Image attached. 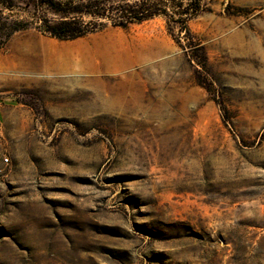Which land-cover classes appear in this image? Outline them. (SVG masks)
<instances>
[{
	"label": "rangeland",
	"instance_id": "obj_1",
	"mask_svg": "<svg viewBox=\"0 0 264 264\" xmlns=\"http://www.w3.org/2000/svg\"><path fill=\"white\" fill-rule=\"evenodd\" d=\"M163 1L74 40L0 4V58L87 56L0 70V264H264V0Z\"/></svg>",
	"mask_w": 264,
	"mask_h": 264
},
{
	"label": "trees",
	"instance_id": "obj_2",
	"mask_svg": "<svg viewBox=\"0 0 264 264\" xmlns=\"http://www.w3.org/2000/svg\"><path fill=\"white\" fill-rule=\"evenodd\" d=\"M27 7L46 6L54 13L63 15L58 20L42 19L35 28L41 33L49 34L58 40H74L104 30L107 26L103 23H85L82 20L68 17L69 15H87L95 19H106L110 21L111 27L126 28L130 24L142 23L154 17L167 16L168 6L163 0H20ZM0 4L7 8L14 7L15 0H0ZM201 0H189V10L193 7H200ZM181 15V14H180ZM185 29L186 18H181ZM31 22L24 21H0V48L16 32L31 28Z\"/></svg>",
	"mask_w": 264,
	"mask_h": 264
},
{
	"label": "crops",
	"instance_id": "obj_3",
	"mask_svg": "<svg viewBox=\"0 0 264 264\" xmlns=\"http://www.w3.org/2000/svg\"><path fill=\"white\" fill-rule=\"evenodd\" d=\"M75 47L79 48L80 50H84L83 52L87 55H94V53L98 52V56L100 55V52L102 49L107 48L108 46L102 47L101 45H98L96 43H85L84 41H80L75 43ZM91 56H88L90 58ZM71 58H82L87 59L86 55H83L81 52L72 51L70 49H59V50H53V51H47L44 50L42 54H36L35 51L32 52H24L19 51L18 53H15L13 56L9 58H0V70L1 71H16L17 69L26 66L31 71L35 70L36 62L42 61L44 63V71L45 74H48L50 72H53L54 69V61L55 60H63V59H71ZM92 58V57H91ZM37 59V60H36ZM61 70L60 68H58ZM29 81H40L38 77H29Z\"/></svg>",
	"mask_w": 264,
	"mask_h": 264
},
{
	"label": "bare ground",
	"instance_id": "obj_4",
	"mask_svg": "<svg viewBox=\"0 0 264 264\" xmlns=\"http://www.w3.org/2000/svg\"><path fill=\"white\" fill-rule=\"evenodd\" d=\"M54 66H56V67H57V65H54Z\"/></svg>",
	"mask_w": 264,
	"mask_h": 264
}]
</instances>
